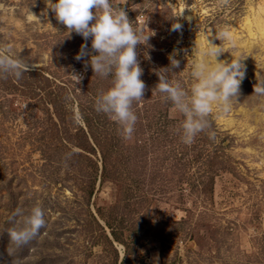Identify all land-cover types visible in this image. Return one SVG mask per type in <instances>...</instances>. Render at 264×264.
<instances>
[{"label":"rangeland","instance_id":"rangeland-1","mask_svg":"<svg viewBox=\"0 0 264 264\" xmlns=\"http://www.w3.org/2000/svg\"><path fill=\"white\" fill-rule=\"evenodd\" d=\"M111 3L149 36L136 46L145 91L131 139L95 111L113 77L93 72L91 38L69 33L46 0H0V44L34 66L0 78V264H264V0ZM225 26L235 47L215 39ZM207 38L219 60L243 59L245 77L230 111L214 108L185 145L157 73L190 89ZM35 205L46 226L17 248L15 210Z\"/></svg>","mask_w":264,"mask_h":264},{"label":"clouds","instance_id":"clouds-1","mask_svg":"<svg viewBox=\"0 0 264 264\" xmlns=\"http://www.w3.org/2000/svg\"><path fill=\"white\" fill-rule=\"evenodd\" d=\"M46 4L69 33L74 31L85 41L91 38L92 49L97 53L90 59L93 72L101 77H113L112 86L97 96L95 111L108 116L119 126L123 137L131 139L137 122L133 104L143 100L145 91L136 46L147 42L149 36L143 35L142 28L134 27L123 7L114 6L111 0H56L55 3L46 0ZM180 27L179 23L173 24V30ZM215 39L232 47L236 45L227 26L215 33ZM86 49L87 45H82L75 59L79 61L89 55ZM224 52L222 44L216 45L207 38L206 46L192 62L193 83L188 90L179 81H170L163 69L157 73L159 82L156 88L184 117L178 131L185 145H191L198 134L210 129L208 117L214 108L227 113L233 98L237 100L240 94V85L245 77L243 59L219 60ZM179 63L176 59L171 60L173 68L179 67ZM31 67L34 66L26 64L12 47L0 44V78L13 76L19 80ZM76 78L78 82L79 78ZM254 93L264 96V82L256 84ZM82 119L81 113L74 112V123L78 124ZM208 134L210 139L215 138L214 132ZM13 221L14 226L7 232L10 244L17 248L27 244L46 226L44 211L39 205L33 206L27 214L17 208Z\"/></svg>","mask_w":264,"mask_h":264},{"label":"bare ground","instance_id":"bare-ground-1","mask_svg":"<svg viewBox=\"0 0 264 264\" xmlns=\"http://www.w3.org/2000/svg\"><path fill=\"white\" fill-rule=\"evenodd\" d=\"M261 10L264 11V7H261Z\"/></svg>","mask_w":264,"mask_h":264}]
</instances>
